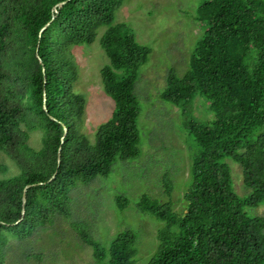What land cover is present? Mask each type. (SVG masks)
Listing matches in <instances>:
<instances>
[{
	"label": "trees",
	"instance_id": "trees-1",
	"mask_svg": "<svg viewBox=\"0 0 264 264\" xmlns=\"http://www.w3.org/2000/svg\"><path fill=\"white\" fill-rule=\"evenodd\" d=\"M122 2L0 0V152L20 170L0 180V264L4 229L24 239L51 215L67 217V191L77 181L107 175L116 158L138 156L134 86L150 48L125 24L113 23ZM195 20L204 32L189 69L181 77L168 72L161 98L180 106L200 94L212 102L215 119L188 125L198 152L185 212L178 217L168 205L140 198L142 210L166 221L148 264H264V215L245 211L264 203V0H205ZM100 26L106 28L99 45L109 59L100 76L115 111L90 144L78 125L85 99L73 90L69 48L92 43ZM35 130L42 131L38 150L28 145ZM225 159L240 166L246 195L234 191ZM35 183L26 191L22 217L23 189ZM174 224L180 228L176 237L169 233ZM132 240L128 231L118 234L108 264H129Z\"/></svg>",
	"mask_w": 264,
	"mask_h": 264
},
{
	"label": "rangeland",
	"instance_id": "rangeland-1",
	"mask_svg": "<svg viewBox=\"0 0 264 264\" xmlns=\"http://www.w3.org/2000/svg\"><path fill=\"white\" fill-rule=\"evenodd\" d=\"M205 0H123L113 14V23H123L135 40L150 48L140 65L134 86L139 107L137 132L138 156L116 158L107 175H96L88 183L77 181L67 191V217L51 215L33 233L18 239L4 229L7 241L1 244L2 264H108V249L118 234L133 235L129 264H148L158 249V233L166 227L161 220L139 207L147 196L168 205L180 217L186 210L185 193L191 186V165L198 147L189 132V122L210 123L215 119L211 101L197 94L193 101L175 106L161 98L169 71L181 77L197 41L204 32L195 20L198 7ZM106 26L97 29L90 44L69 48L74 64L73 90L83 95L84 111L78 121L80 132L90 144L95 142L98 126L111 118L114 100L105 93L100 70L109 59L99 45ZM42 131L30 132L28 145L40 148ZM234 191L249 192L242 181L240 166L231 159ZM0 180L20 175L16 164L0 152ZM122 206V207H120ZM248 215H264V203L247 207ZM170 236L180 234L178 224L169 227ZM89 240L103 252H95ZM100 257L97 258V255Z\"/></svg>",
	"mask_w": 264,
	"mask_h": 264
},
{
	"label": "water",
	"instance_id": "water-1",
	"mask_svg": "<svg viewBox=\"0 0 264 264\" xmlns=\"http://www.w3.org/2000/svg\"><path fill=\"white\" fill-rule=\"evenodd\" d=\"M65 3V1H62V2H60V3H58V4H56L55 6H54V8H56V7H58V6H61L62 4H64ZM57 162L59 163V158L57 159ZM54 176V175H53ZM53 176L50 178V180L53 178ZM38 184H41V183H38ZM37 185V183H35V184H27L25 187H24V189H23V193H22V210H21V215H22V217H23V215H24V212H25V209H24V204H25V202H26V191H27V189L28 188H30L31 186H36ZM21 217V218H22ZM21 218L18 220V222L21 220Z\"/></svg>",
	"mask_w": 264,
	"mask_h": 264
}]
</instances>
